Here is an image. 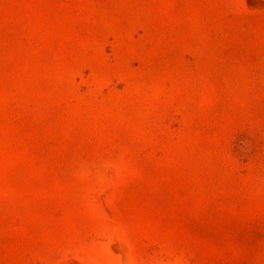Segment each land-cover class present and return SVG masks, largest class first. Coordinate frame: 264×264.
Instances as JSON below:
<instances>
[{
    "label": "rangeland",
    "instance_id": "374dc122",
    "mask_svg": "<svg viewBox=\"0 0 264 264\" xmlns=\"http://www.w3.org/2000/svg\"><path fill=\"white\" fill-rule=\"evenodd\" d=\"M0 264H264V0H0Z\"/></svg>",
    "mask_w": 264,
    "mask_h": 264
}]
</instances>
